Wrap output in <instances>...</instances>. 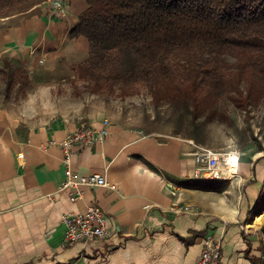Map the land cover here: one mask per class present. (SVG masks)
Wrapping results in <instances>:
<instances>
[{"label": "crops", "instance_id": "0c3cea01", "mask_svg": "<svg viewBox=\"0 0 264 264\" xmlns=\"http://www.w3.org/2000/svg\"><path fill=\"white\" fill-rule=\"evenodd\" d=\"M66 1L67 17L53 14L48 0L0 10V264H196L208 238L221 244L214 264H264V223H256L264 213V154L222 179H199L198 144L151 128L118 103L136 95L71 94L56 103L55 83L74 76L72 65L86 61L90 47L72 32L87 0ZM6 63L22 68L27 81L9 78ZM29 85L47 89L26 92ZM17 87L26 94L20 100ZM104 118L106 140L75 145L72 167L104 174L113 188L85 186L73 201L59 190L65 154L53 141L82 126L102 127ZM93 204L106 212L112 236L66 243L63 215Z\"/></svg>", "mask_w": 264, "mask_h": 264}, {"label": "trees", "instance_id": "16d2710c", "mask_svg": "<svg viewBox=\"0 0 264 264\" xmlns=\"http://www.w3.org/2000/svg\"><path fill=\"white\" fill-rule=\"evenodd\" d=\"M26 1L0 0V10ZM87 4L72 31L90 44L87 60L72 65L75 94L82 93L80 82L100 95L131 96L148 89L156 105L186 101L195 118L211 112L221 95H231L243 109L264 95V0ZM2 71L27 81L25 71L10 63Z\"/></svg>", "mask_w": 264, "mask_h": 264}, {"label": "rangeland", "instance_id": "374dc122", "mask_svg": "<svg viewBox=\"0 0 264 264\" xmlns=\"http://www.w3.org/2000/svg\"><path fill=\"white\" fill-rule=\"evenodd\" d=\"M64 1L67 3L66 0ZM227 58L233 63L236 62L232 56ZM57 74L61 75L62 72L59 71L53 78L59 77ZM69 78L68 76L65 80L55 83L52 94H50L55 97L60 96L61 99L56 100L60 106L64 105L63 95H68L67 99L71 94L100 95L88 91L83 82L78 84L82 93L75 94ZM32 86L29 85L26 92H38L39 95H44L42 90L47 89V87ZM5 91V76L0 72V95H6ZM13 95L15 99H21L26 94L23 88L17 87ZM101 96L111 99L119 95ZM8 100L15 101L14 99ZM42 103L43 101L40 100V104ZM118 103L133 109L134 115L139 113L141 120H146L153 129H158L163 133L179 134V137L191 139L200 146L211 147L222 152L227 157L223 164L224 170L230 175L238 171L240 162H248L255 156L264 154V95L251 103L247 109L239 107L231 95H221L213 102L211 112H206L196 118L192 107L184 100L166 99L160 105H156L148 89L136 94L135 97L120 100ZM41 108L45 107L41 106ZM209 113L211 114L208 116ZM232 157L236 158V163L230 161ZM258 217L261 223H264V213H258Z\"/></svg>", "mask_w": 264, "mask_h": 264}, {"label": "built area", "instance_id": "2783aa9c", "mask_svg": "<svg viewBox=\"0 0 264 264\" xmlns=\"http://www.w3.org/2000/svg\"><path fill=\"white\" fill-rule=\"evenodd\" d=\"M53 7V14L66 17L68 14L67 3L64 0H48ZM110 120L103 119V126L96 125L82 126L69 132L60 141H53L62 147L64 151V162L66 164L65 179L59 186V190H68L73 201L83 196L85 186H105L113 188L107 177L101 173L79 174L72 167V155L75 145H94L103 143L109 135ZM22 156V154H21ZM226 156L222 152L207 146L198 145L194 154L196 168L194 176L199 179H222L225 171L222 163L226 162ZM66 227L65 242L110 237L112 231L108 227L106 212L99 206L90 205L86 212H68L63 215ZM222 256L220 242L210 238L206 239L204 248L196 264H214Z\"/></svg>", "mask_w": 264, "mask_h": 264}, {"label": "bare ground", "instance_id": "6f19581e", "mask_svg": "<svg viewBox=\"0 0 264 264\" xmlns=\"http://www.w3.org/2000/svg\"><path fill=\"white\" fill-rule=\"evenodd\" d=\"M230 161H232L233 163H236L235 161H236V158L235 157H232L231 159H230ZM260 222V217H257L256 218V223H259Z\"/></svg>", "mask_w": 264, "mask_h": 264}]
</instances>
